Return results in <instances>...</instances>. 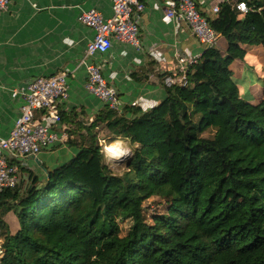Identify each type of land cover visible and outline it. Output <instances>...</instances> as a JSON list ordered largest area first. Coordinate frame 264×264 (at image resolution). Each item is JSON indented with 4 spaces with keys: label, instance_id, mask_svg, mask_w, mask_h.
Returning a JSON list of instances; mask_svg holds the SVG:
<instances>
[{
    "label": "trees",
    "instance_id": "obj_1",
    "mask_svg": "<svg viewBox=\"0 0 264 264\" xmlns=\"http://www.w3.org/2000/svg\"><path fill=\"white\" fill-rule=\"evenodd\" d=\"M207 21L225 47H205L185 86L176 75L155 108L96 119L104 145L131 150L122 174L94 133L47 179L0 192V264H264V84L242 93L231 70L248 46L264 54V0L223 2ZM152 198L163 212L147 218Z\"/></svg>",
    "mask_w": 264,
    "mask_h": 264
},
{
    "label": "crops",
    "instance_id": "obj_2",
    "mask_svg": "<svg viewBox=\"0 0 264 264\" xmlns=\"http://www.w3.org/2000/svg\"><path fill=\"white\" fill-rule=\"evenodd\" d=\"M140 1L145 7L139 23L141 48L135 50L114 42L106 54L92 58L101 65L105 80L116 89L118 113L127 108L145 112L158 106L166 96L160 75L173 73L174 56L200 57L205 50L183 22L165 16L164 9L172 0ZM234 1L196 0L206 18L212 15L213 6ZM93 8L105 18L111 15L108 0H10L8 10L0 12V139L8 135L24 103L22 94L15 95L14 90L25 88L36 77L60 72L66 74L69 86L68 101L60 110L59 140L35 158H9V163L18 167L22 184H27L30 176L47 179L57 167L76 158L91 134H96L103 151L107 147L105 124L96 122L105 106L85 91V68L79 64L93 31L79 24L78 17ZM217 47L224 49L222 38H218ZM253 47H246L245 58L254 51ZM125 116L134 117L130 113ZM36 118L45 121L41 112ZM5 219L14 231L11 215Z\"/></svg>",
    "mask_w": 264,
    "mask_h": 264
},
{
    "label": "built area",
    "instance_id": "obj_3",
    "mask_svg": "<svg viewBox=\"0 0 264 264\" xmlns=\"http://www.w3.org/2000/svg\"><path fill=\"white\" fill-rule=\"evenodd\" d=\"M111 15L105 18L98 10L83 11L78 23L91 29L93 37L87 42L79 64L85 68V91L98 99L104 106L119 112L120 102L116 89L102 75V67L93 61L96 54H106L114 42L126 44L139 50L140 14L144 4L140 0H108ZM10 0H0V12L8 10ZM243 5V7H241ZM235 8L242 13L249 9L244 3H236ZM219 6L212 7V14ZM167 18L183 22L196 40L204 47L216 45L217 35L201 13L196 0H172L164 9ZM197 57L177 54L174 56V71L161 81L170 87L177 83L187 84L186 74ZM14 94H22L24 103L19 109L13 127L5 138L0 139V192L14 189L19 183L18 167L9 163L13 160L35 158L40 152L53 146L58 139L61 126L60 110L69 98L67 76L60 72L52 76H39L29 82L25 88L16 89ZM41 112L44 120L36 115Z\"/></svg>",
    "mask_w": 264,
    "mask_h": 264
},
{
    "label": "rangeland",
    "instance_id": "obj_4",
    "mask_svg": "<svg viewBox=\"0 0 264 264\" xmlns=\"http://www.w3.org/2000/svg\"><path fill=\"white\" fill-rule=\"evenodd\" d=\"M254 51L251 52L243 61L234 63L232 65L234 77L240 82V91L242 93L254 92V95H259L262 85L264 84V58L262 50L259 46H254ZM243 68V71H239V68ZM250 101H256L254 97H247ZM204 137H210V133L206 132L203 134ZM116 144L121 145L127 150V153L121 156H118L114 159H109L106 157L105 164L112 170L114 174H122L125 171L123 167V162L131 154V150L122 142ZM104 155L106 153L103 151ZM158 199L152 198L146 201L143 205L144 212L147 215V218L153 213H162L163 205H157ZM121 230L124 232L128 228L127 223H121Z\"/></svg>",
    "mask_w": 264,
    "mask_h": 264
},
{
    "label": "bare ground",
    "instance_id": "obj_5",
    "mask_svg": "<svg viewBox=\"0 0 264 264\" xmlns=\"http://www.w3.org/2000/svg\"><path fill=\"white\" fill-rule=\"evenodd\" d=\"M106 157L109 159H114L118 156L124 155L127 153V150L119 144H113L109 147L104 148Z\"/></svg>",
    "mask_w": 264,
    "mask_h": 264
},
{
    "label": "snow or ice",
    "instance_id": "obj_6",
    "mask_svg": "<svg viewBox=\"0 0 264 264\" xmlns=\"http://www.w3.org/2000/svg\"><path fill=\"white\" fill-rule=\"evenodd\" d=\"M241 7H243V5H241Z\"/></svg>",
    "mask_w": 264,
    "mask_h": 264
},
{
    "label": "water",
    "instance_id": "obj_7",
    "mask_svg": "<svg viewBox=\"0 0 264 264\" xmlns=\"http://www.w3.org/2000/svg\"><path fill=\"white\" fill-rule=\"evenodd\" d=\"M107 146H109V145H107Z\"/></svg>",
    "mask_w": 264,
    "mask_h": 264
}]
</instances>
